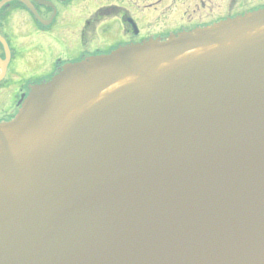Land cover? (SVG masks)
<instances>
[{
  "label": "water",
  "instance_id": "water-1",
  "mask_svg": "<svg viewBox=\"0 0 264 264\" xmlns=\"http://www.w3.org/2000/svg\"><path fill=\"white\" fill-rule=\"evenodd\" d=\"M0 264H264V10L31 87L0 123Z\"/></svg>",
  "mask_w": 264,
  "mask_h": 264
},
{
  "label": "flooded vegetation",
  "instance_id": "flooded-vegetation-1",
  "mask_svg": "<svg viewBox=\"0 0 264 264\" xmlns=\"http://www.w3.org/2000/svg\"><path fill=\"white\" fill-rule=\"evenodd\" d=\"M0 0V123L64 65L264 10V0Z\"/></svg>",
  "mask_w": 264,
  "mask_h": 264
}]
</instances>
